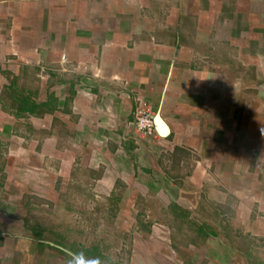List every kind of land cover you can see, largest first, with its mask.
Here are the masks:
<instances>
[{"label": "crops", "instance_id": "crops-1", "mask_svg": "<svg viewBox=\"0 0 264 264\" xmlns=\"http://www.w3.org/2000/svg\"><path fill=\"white\" fill-rule=\"evenodd\" d=\"M80 257L264 264V0H0V264Z\"/></svg>", "mask_w": 264, "mask_h": 264}, {"label": "rangeland", "instance_id": "rangeland-1", "mask_svg": "<svg viewBox=\"0 0 264 264\" xmlns=\"http://www.w3.org/2000/svg\"><path fill=\"white\" fill-rule=\"evenodd\" d=\"M54 214L57 217L58 216H62L63 217V219H60L61 220V224L66 223L67 225H70V221L74 220L73 219L74 217L72 219H70L68 217V214L72 215V213L70 212V209H66V211H65V209H63L62 212H59L57 210ZM51 220H55V219H51ZM51 224L54 225V224H57V222L52 221ZM71 225H72V227L69 226L67 228V236H68L69 239L76 241V236H78V237H82L84 239V242H87V240H90L92 238V229L91 228H87V229L81 231L82 233L80 235V229L78 228V230H77L73 223H71ZM54 228L57 231H61L62 230V232L66 230V228L64 229L62 227H59V228L54 227ZM105 234H107V228H102L101 232H99L98 234L94 233L93 235H105Z\"/></svg>", "mask_w": 264, "mask_h": 264}, {"label": "built area", "instance_id": "built-area-1", "mask_svg": "<svg viewBox=\"0 0 264 264\" xmlns=\"http://www.w3.org/2000/svg\"><path fill=\"white\" fill-rule=\"evenodd\" d=\"M62 57L65 58V54H62ZM131 122H133L140 131L145 133L154 132V119L148 106L144 102H139L135 106Z\"/></svg>", "mask_w": 264, "mask_h": 264}, {"label": "water", "instance_id": "water-1", "mask_svg": "<svg viewBox=\"0 0 264 264\" xmlns=\"http://www.w3.org/2000/svg\"><path fill=\"white\" fill-rule=\"evenodd\" d=\"M155 121L158 123L157 125H158L159 132H165L166 128H165L164 124L160 121L158 115L155 116Z\"/></svg>", "mask_w": 264, "mask_h": 264}, {"label": "clouds", "instance_id": "clouds-1", "mask_svg": "<svg viewBox=\"0 0 264 264\" xmlns=\"http://www.w3.org/2000/svg\"><path fill=\"white\" fill-rule=\"evenodd\" d=\"M73 264H87V262L82 258H76L74 261H73Z\"/></svg>", "mask_w": 264, "mask_h": 264}]
</instances>
